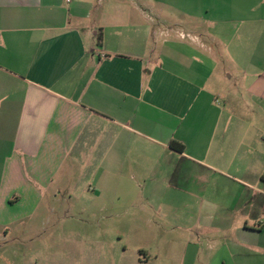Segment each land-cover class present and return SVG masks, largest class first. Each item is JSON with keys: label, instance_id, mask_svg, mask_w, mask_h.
Here are the masks:
<instances>
[{"label": "crops", "instance_id": "1", "mask_svg": "<svg viewBox=\"0 0 264 264\" xmlns=\"http://www.w3.org/2000/svg\"><path fill=\"white\" fill-rule=\"evenodd\" d=\"M180 162L204 178L187 231L173 222V264H264V0H0L6 264H159L162 216L138 218L155 247L114 246L100 262L99 217L66 204L99 186H170L158 175ZM57 203L59 262L48 247L39 263L20 247L36 236L25 224Z\"/></svg>", "mask_w": 264, "mask_h": 264}, {"label": "rangeland", "instance_id": "2", "mask_svg": "<svg viewBox=\"0 0 264 264\" xmlns=\"http://www.w3.org/2000/svg\"><path fill=\"white\" fill-rule=\"evenodd\" d=\"M158 177L165 178L164 182L167 181L170 186H99L104 190L100 196L89 198L75 196L66 204L71 205L69 209H73L77 215H83L85 219L90 215L99 217V231L104 238H100L99 242L93 241L92 245L100 249V262L104 261L102 256V253L104 254L103 250H110L114 246L121 247L122 249L127 247L126 249L129 251L138 247H155L156 240L154 238L156 237H151L149 228L145 227V223L143 221L140 222L138 218L162 216L163 221H169V223L165 222L162 225V230L157 233V247H161L162 253L159 264H173L172 256L170 255L174 237L173 230H175L173 222L179 223L180 232L187 231L185 228L191 225L189 222L191 214L190 202L198 198L195 191L196 189H200L198 186L201 185L202 181L200 180L204 177L199 169H193L184 162H180L178 168L171 175L162 174V176L158 175ZM209 184L211 186H234L233 181L221 175H213ZM93 189H95V186L91 187L92 191ZM91 190L90 193H93L94 191L92 192ZM61 193L64 196L67 194V191H62ZM62 206L60 203L52 205V208H48L47 204L45 206L42 205L39 211L43 212H41L42 216L39 218H45L44 216H46L50 217V220L44 222L42 219L36 218V220H31L25 224L36 236L33 240H26L30 242V245H26L27 242L24 241V243L20 244V247L27 246L33 248L35 250L34 258L39 263H43L46 257L41 252V249L48 247L53 248L50 261L59 262V259L56 260V258L60 257L58 248L61 247V244L63 245L61 232L64 231L62 227L65 225L59 219L63 213ZM101 208H104L106 212H102ZM50 209H53V211L50 212ZM82 211H85V213H81ZM104 213L113 214L114 217L102 219L101 216L106 215ZM176 215L179 217H176ZM144 228L146 230H143ZM69 229H71L70 232L81 233L89 231L90 227L89 225H85L81 228L72 227ZM88 243H91V241L86 239L81 240L75 236L69 239V245H76L78 248L82 247V249L88 246ZM13 245L14 240L12 236L9 237L4 245H0V264L12 261V254L8 248H11ZM67 261H71L70 256L67 258Z\"/></svg>", "mask_w": 264, "mask_h": 264}, {"label": "trees", "instance_id": "3", "mask_svg": "<svg viewBox=\"0 0 264 264\" xmlns=\"http://www.w3.org/2000/svg\"><path fill=\"white\" fill-rule=\"evenodd\" d=\"M101 40V38L99 39ZM170 146L174 149V150H177L179 152H183L184 151V146L182 144H180L179 142L177 141H172Z\"/></svg>", "mask_w": 264, "mask_h": 264}, {"label": "built area", "instance_id": "4", "mask_svg": "<svg viewBox=\"0 0 264 264\" xmlns=\"http://www.w3.org/2000/svg\"><path fill=\"white\" fill-rule=\"evenodd\" d=\"M71 0H67V2H70Z\"/></svg>", "mask_w": 264, "mask_h": 264}]
</instances>
